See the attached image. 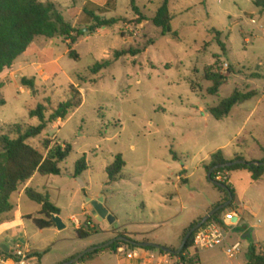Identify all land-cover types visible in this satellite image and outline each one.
<instances>
[{
    "label": "rangeland",
    "instance_id": "1",
    "mask_svg": "<svg viewBox=\"0 0 264 264\" xmlns=\"http://www.w3.org/2000/svg\"><path fill=\"white\" fill-rule=\"evenodd\" d=\"M42 1L55 3L77 30L78 41L71 49L79 60L69 56L70 42L63 38L38 37L0 75L5 84L0 90V103L4 102L0 105V150L1 137L13 133L16 125H39L30 112L40 104L47 107L49 118L50 110L70 100L72 85L80 90L83 105L64 122L50 125L42 136L29 141L45 155L47 147L56 142L73 146L60 165V176L37 174L30 185L50 197L67 228L40 231L32 221L22 220V216L41 211L23 188L12 197L13 210L4 217L14 225L9 230L14 238L23 235L18 243L22 249L28 242L37 251L49 252L43 264H63V257L79 246L74 227L88 226L95 231L86 244H106L123 228L152 231L160 212L180 215L189 211L188 203L176 204L172 210L160 206L158 197L174 196L180 166L187 164L189 173L197 178L204 158L220 149L229 155L239 152L237 146L242 144L237 145L236 140L254 125L255 120L250 125L246 121L259 102L258 114H264V10L255 0H170L174 20L172 32L164 36L152 22L164 0H135L140 13L133 9L132 0ZM85 10L117 23L90 31L94 23ZM215 31L222 35L226 52L214 41ZM123 50L142 53L115 60V53ZM108 60L113 62L110 68L98 75L91 73L93 66ZM206 71L228 78L219 96L208 95L212 84L204 79ZM23 78H35L36 88L24 87ZM237 87L261 95L235 107L228 118L215 120L208 108L230 97ZM246 137L244 154L248 159H262ZM255 137L264 143L263 137ZM118 155L126 163L124 178L111 183L106 170ZM84 156L89 169L78 177L76 164ZM175 156L183 159L175 162ZM230 179L234 203L247 213L236 228H226L230 240L224 246L199 251L200 264H251L253 246L264 252V179L254 183L247 171L232 172ZM212 196L210 193L208 198ZM87 198L104 199V207L116 222L99 221ZM247 234L250 237L244 238ZM150 243L157 244L152 238ZM236 243L241 244V251L229 257L226 249ZM8 246L16 250V245L8 242Z\"/></svg>",
    "mask_w": 264,
    "mask_h": 264
},
{
    "label": "trees",
    "instance_id": "2",
    "mask_svg": "<svg viewBox=\"0 0 264 264\" xmlns=\"http://www.w3.org/2000/svg\"><path fill=\"white\" fill-rule=\"evenodd\" d=\"M94 1V0H93ZM170 0H164L161 7L158 9L152 22L155 27L163 30V35L171 33V24L174 20V16L170 12L169 8ZM255 4L258 8L264 10V0H255ZM132 7L136 13H140L136 7L135 0H132ZM85 13L90 17L94 23V26L90 31H96L102 28H111L117 22L114 19H105L94 12L85 10ZM77 30L66 21L64 16L58 10V7L53 2H43L42 0H0V75L6 70L11 69L15 62L24 55L34 43L38 37L47 39H53L57 37L63 38L69 43V56L73 59L79 60L78 54L71 49L72 44H75L78 39L74 34ZM217 34L214 41H216L222 50L226 52V46L221 42V34ZM139 50H123L115 53L114 59L119 60L125 56L136 57L141 54ZM113 62L108 60L102 63H97L93 66L90 71L93 75H98L102 71L110 68ZM204 79L212 84L207 89V93L210 96H219L221 88L226 84L228 78L221 75L206 71ZM22 85L30 89L36 88L35 78L22 79ZM5 87V84L0 81V90ZM194 92H196L195 85L193 86ZM36 91V90H35ZM71 98L67 102L60 103L56 108L50 110L51 115L47 118L48 109L45 105L40 104L35 110L30 112L32 119L37 118L39 125H16L15 131L9 133L8 136L1 137L2 149L0 150V223L3 221L5 215L9 214L13 210L11 199L13 195L18 193L21 188L26 186L35 175L42 177L48 176H60L62 170L60 165L64 163L71 153L73 152V146L70 144H61L56 142L55 145L50 148L47 147L46 155L40 152L37 148L32 147L29 141L32 139L39 138L49 128L50 125L56 124L58 121L64 122L69 115L74 113L83 105V97L78 88L75 86L70 87ZM258 91L244 92L241 88L237 87L230 97L223 99L218 105L209 107L208 112L217 121H222L228 118L232 110L237 107L244 105L255 97L259 96ZM4 104L1 102L0 105ZM254 140L257 149L264 153V146L255 138ZM241 142L242 146L238 145ZM248 138L242 136L236 140L237 147L243 151L242 154L236 155L234 158H227L223 150H219L212 154L209 162L203 164V167L207 174H210L212 170L218 166L228 164L237 160H245L248 162L247 165H237L231 168L218 170L213 173L212 178L216 180L218 173H232L235 171H248L251 174L253 181H260L264 177V166H256V162H264V157L260 160L248 159L244 154V145H247ZM176 158V157H175ZM179 160V158H176ZM126 163L123 160L122 155H118L115 161L110 165L106 172L111 183H116L122 180V175ZM89 169L87 157L81 158L75 168L76 176L81 177ZM226 184L235 199V191L229 185L228 181ZM225 194V199L216 204L211 211L218 208L221 205L226 204L230 196L222 188H218ZM27 197L41 206V211L32 216H28L27 219L32 221L33 224L39 230H47L55 228L56 225L53 221L54 215H60L61 211L52 203L50 197L46 193L39 192L33 188H27L25 190ZM229 209H235L234 201L231 205L219 211L214 217L201 228H205L209 224L215 222L220 226L226 228L222 221V215ZM202 220H199L192 224L187 230L186 234L197 226ZM199 231V230H198ZM196 231L188 240V243L184 251L180 255L168 254L162 250L149 247L144 248L145 250L152 252H159L163 255H169L172 258L179 260L177 264H200L199 251L193 250ZM94 230H90L89 227L80 228L76 231V237L80 240H85L94 234ZM185 234V235H186ZM120 237L129 238L126 232L119 235ZM118 236V237H119ZM134 247L125 242H117L109 248L102 249L99 251L92 252L82 258L79 264L87 262L89 258L103 251H117L121 246ZM176 251V250H173ZM49 252L45 251L42 253H36L35 256L42 258ZM5 256L11 258L10 254L5 253L4 250L0 249V257ZM76 257V256H75ZM71 258L70 260L74 259ZM68 260V261H70ZM66 261V262H68ZM250 262L251 264H264V252L261 248L257 249L255 246L250 251Z\"/></svg>",
    "mask_w": 264,
    "mask_h": 264
},
{
    "label": "crops",
    "instance_id": "3",
    "mask_svg": "<svg viewBox=\"0 0 264 264\" xmlns=\"http://www.w3.org/2000/svg\"><path fill=\"white\" fill-rule=\"evenodd\" d=\"M260 95L261 93L259 94V96ZM259 96L255 98H258ZM263 97H264V94H263ZM259 107H260V102L256 104V106L252 109L246 121V123L250 125V123L253 120H255V123L254 125H252V128H251L252 130L251 129L248 130L247 128L243 130V135H246L250 138L251 145L253 144L255 145V142L254 140H252V138L257 139L255 137L256 135L264 138V114L263 115L258 114ZM258 141L260 142V140ZM260 143L264 146V143L262 142ZM238 150L239 152L234 153L233 155H229L226 152L225 154L227 158L232 159L236 155L243 153L241 149L238 148ZM257 151L264 157V153L262 151H260L259 149H257ZM210 157L204 158L202 160V163H201L202 170L199 172L197 178L194 177L195 173H191V174L189 173V168L187 164L180 166L181 173H180V176L178 177L179 183L177 185H174L175 194L173 197H171L169 193L168 194L166 193V195L164 196L158 195L160 199V206L168 207L171 210L173 209V206L176 204L188 203L189 211L187 213L183 214L182 212L181 213L182 216H180L181 214L180 215L172 214V213L168 214L166 211L160 212V214L157 217L158 224H155V229L152 231H147V232L128 231L126 228L116 230V231L122 232V233L126 232L129 235L128 236L129 239L134 240L135 242L147 243V242H150V238H152L155 241V243H157V245L159 244L160 246L171 249V250H178L181 247L183 239L186 236L185 234L187 230L190 228V226L194 224L195 222L205 218L211 212V210L216 204H218L223 199H225V194L219 189H217L216 188L217 186H215L209 181L208 174L206 173L203 167L204 163L209 162ZM176 158H174L175 162L183 159V158H179V160H177ZM263 179H261L260 181H256V182L254 181V183H260ZM32 180L29 183H27L26 186L23 187L22 192L25 193V190L27 188H31L30 185L33 182ZM230 181L231 179H230V174H229L228 183H230ZM210 193H212L213 196L212 198L209 199L208 195ZM234 207H235L234 210L233 209L227 210L226 213H224L221 218H224V216L228 213H234V214H237L240 217V221H242V216H244V214L247 213L246 210L241 209L240 207L235 205V203H234ZM88 216H90V214H88ZM20 217H21V214H20ZM27 217L22 216V220H28ZM1 219H3V221L0 223V238L2 236H5V237L4 239H2L4 242L3 243L0 242V249L3 250L2 248H7L9 250L7 254H10L12 258V253L14 251L8 246V242L13 245H18V243L20 242L19 238L21 239L23 235L22 236L20 235L18 239L14 238L13 235H11V233L9 232V230L12 229L14 225L10 224L8 222V218L6 217H3ZM51 229H57V228L55 227ZM79 229H80L79 226L74 227L75 236H76V231ZM40 231H44V230H40ZM111 236L112 237H110L109 240L118 238L119 235H116L115 233H113ZM74 240L79 241L78 243L79 246L75 248L72 252L68 253V255L63 257L62 262H66L70 260L71 258L78 256L79 254H81L82 252L90 248L102 246L105 244V243L86 244L85 243L86 239L80 240L77 237L74 238ZM229 240H230V237L228 241ZM24 246H25L24 250H28L32 253L34 264H43L44 257L46 255L40 259L36 257L35 254L42 253V252L31 248L28 242H25ZM130 253H133L132 258L127 257ZM168 257L169 255H163V254H160L159 252H152V251L145 250L144 248H137V247H130V246L123 245L117 251H103L98 254H95L94 256L89 258L87 262L82 263V264H174L175 263L174 261H176V258H172V260L167 263ZM11 258L1 256L0 264H16L15 261ZM56 264H61V263H56Z\"/></svg>",
    "mask_w": 264,
    "mask_h": 264
},
{
    "label": "water",
    "instance_id": "4",
    "mask_svg": "<svg viewBox=\"0 0 264 264\" xmlns=\"http://www.w3.org/2000/svg\"><path fill=\"white\" fill-rule=\"evenodd\" d=\"M247 164H248V162L245 161V160H237V161L225 164V165L218 166V167L214 168L210 174H208L209 181L212 184H214L215 186H217L218 188H222L223 190H225L229 194L230 199H229V201L226 204L221 205L218 208H216L213 211H211L205 218L202 219V221L197 226H195L193 229H191L186 234V236L184 237L182 245H181V247L178 250L173 251L171 249H168V248H165V247H162L160 245H157V244H154V243H150V242H147V243L135 242V241H133V240L127 238V237H122L121 236V237H118V238H115V239L111 240L110 242H108V243H106V244H104L102 246L90 248V249L82 252L78 256H76L74 259H72V260H70L68 262H65L63 264H79L80 260L82 258H84L86 255H88V254H90L92 252H95V251H99V250H102V249L109 248L110 246L114 245L117 242H125V243H128V244H130V245H132L134 247H137V248H149V247H152V248H155L157 250H162V251H164V252H166L168 254L180 255L184 251V249H185V247H186V245L188 243L189 238L196 231L200 230L209 221V219L214 217L219 211L228 208L231 205V203L234 201V197H233V195L231 193L230 188L226 184L214 180L212 178L213 173L218 171V170L231 168V167H234V166H237V165H247ZM254 164L256 166H264V162H256ZM82 186H85V185L82 183ZM86 202L92 205L93 214L96 217H98L99 221L106 220L110 224H114V222L116 221V218H114L110 214V211L107 208L104 207V199H99L98 201H92V200L87 198ZM53 221H54V223L56 225V228L59 231H62V230L67 228L66 223L64 222V220L62 219V217L60 215H54L53 216ZM234 221H236V219ZM247 237H250V234H247V235L244 236V238H247ZM2 249L6 253L9 252V250L7 248H2Z\"/></svg>",
    "mask_w": 264,
    "mask_h": 264
},
{
    "label": "built area",
    "instance_id": "5",
    "mask_svg": "<svg viewBox=\"0 0 264 264\" xmlns=\"http://www.w3.org/2000/svg\"><path fill=\"white\" fill-rule=\"evenodd\" d=\"M225 70H228L229 65H224ZM227 174V173H226ZM225 173H218L216 177V181L225 183L228 181V176ZM229 175V174H228ZM236 219V221H234ZM226 228H236L239 224L240 217L234 213H228L222 218ZM79 223L78 220L75 221ZM226 228L220 226L219 224L213 222L206 226L203 229L198 231L194 241V248L193 250H214L221 246H224L230 237L229 233L227 232ZM241 251V244L236 243L229 246L226 249V253L229 257H234ZM127 257L132 258L133 253H130ZM16 264H34V259L32 253L28 250H24L21 248L20 245H16V250L12 253V258ZM172 257H168V261H171Z\"/></svg>",
    "mask_w": 264,
    "mask_h": 264
}]
</instances>
